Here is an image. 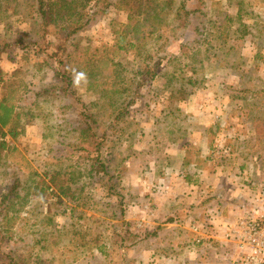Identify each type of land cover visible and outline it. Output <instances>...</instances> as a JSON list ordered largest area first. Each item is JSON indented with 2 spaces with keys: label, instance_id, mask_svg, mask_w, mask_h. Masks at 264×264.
Returning <instances> with one entry per match:
<instances>
[{
  "label": "rangeland",
  "instance_id": "1",
  "mask_svg": "<svg viewBox=\"0 0 264 264\" xmlns=\"http://www.w3.org/2000/svg\"><path fill=\"white\" fill-rule=\"evenodd\" d=\"M109 2L104 14L98 10L105 2L89 4L87 25L70 38L57 28L38 30L30 15L0 22L5 47L0 70L15 90L9 104L17 133L5 138L8 148L0 151V196L18 180L22 200L9 210L7 245L39 256L41 264H165V243L171 249L184 245L181 230L173 240L172 232L159 228L171 218H184L173 216L164 200L172 174L181 175L170 189L177 197L189 187L186 182L200 186L192 194L198 199L201 194L205 206L210 202L207 209L223 213L232 204L224 206L222 199L249 185L246 204L252 183L264 181V0H185L193 12L188 20L172 21L163 40L146 47L160 75L137 87V97L115 96L112 108L103 110L106 102L100 100L102 117L86 136L79 133L81 114L95 109L99 94L87 80L85 62L93 49L113 45L114 23L128 22L126 11L115 8L117 0ZM242 2L237 21L233 17ZM224 26L229 33L222 44L215 28ZM119 57L137 70L136 50ZM190 76L195 85L187 84ZM4 87L0 83V97L8 95ZM97 155L108 164L110 178L89 172ZM53 176L64 187L70 184L79 199L60 195ZM214 181L227 192L216 193ZM46 186L51 187L43 192ZM189 206L198 209L192 219L207 211L200 203ZM209 240L207 252L215 248V253L205 259H187L184 253L187 264H213L216 253L224 258L223 248Z\"/></svg>",
  "mask_w": 264,
  "mask_h": 264
},
{
  "label": "trees",
  "instance_id": "2",
  "mask_svg": "<svg viewBox=\"0 0 264 264\" xmlns=\"http://www.w3.org/2000/svg\"><path fill=\"white\" fill-rule=\"evenodd\" d=\"M101 2H105V4L99 8L98 12L102 11L101 13L104 14L111 6L109 0H0V22L12 16L30 15L37 18L38 30L47 31L57 28L62 34H65L66 38H70L87 25L88 16L85 10L89 4L94 3L97 7ZM242 4L243 2L238 3L237 15L233 17L237 21L242 18ZM116 7L126 11L128 22L114 23L111 26L113 45L93 49L85 62L84 70L87 80L96 87L99 94L96 105H94L95 109H92L90 114L85 111L81 114L84 123L79 133L86 136L93 133L92 124L97 125L98 118L102 117V109L97 108L100 100L106 102L104 103L105 107L102 106L103 110L112 108L115 96L126 95L128 99L134 95L137 97V87L145 86L157 79L160 75L159 66L155 63L150 64L152 53L150 54L146 47L151 41L156 44L163 40L162 33L172 21H181L183 18L188 20L189 15L193 13L187 9L185 0H117ZM215 29L216 40L218 39L223 44L227 37L225 35L229 33L227 27H216ZM4 48L0 45V54ZM133 50L137 51V70L126 67L123 59L119 57L120 53L126 54ZM109 51L118 58L109 56ZM2 75L3 72L0 70V83L5 84L4 88L8 90V95L0 97V151L8 148L5 140L7 136L14 138L17 135L14 127L15 108L9 104V95L15 90L11 89L9 80L4 81ZM195 83L196 80L191 76L187 78L189 86L195 85ZM132 85L135 86L134 89H131ZM124 110L125 107L121 111ZM93 142L95 143V140ZM98 145L96 144V147ZM85 151L86 154H89L87 150ZM101 160L103 159L97 155L89 172H96L99 176L110 178L109 166L103 164ZM58 180V176H53L51 183L58 189L60 195L62 194L63 197L71 201L79 199V196L72 191L70 184H66L64 187L58 183ZM49 187L46 186L43 192H46ZM20 190L21 183L15 180L11 187L0 196V264H41L42 259L39 256L33 257L30 252H27L29 255L27 256L8 247L11 238L6 229H10L12 221V218L8 217L9 210L21 203ZM57 197L60 199L59 195ZM45 218L48 219L49 216H45ZM4 248L8 250L3 252Z\"/></svg>",
  "mask_w": 264,
  "mask_h": 264
},
{
  "label": "crops",
  "instance_id": "3",
  "mask_svg": "<svg viewBox=\"0 0 264 264\" xmlns=\"http://www.w3.org/2000/svg\"><path fill=\"white\" fill-rule=\"evenodd\" d=\"M192 144L197 145V143L194 144V142ZM188 146H191L190 148H192V145H188ZM181 149L184 152V154L181 156L183 159L186 157V153H185V150L183 148H181ZM187 151H188V148H187ZM196 152H198V151H196ZM199 154H201V153H199ZM200 157L201 156H199V158ZM178 158H180V156H177V159ZM195 170L197 171L198 168L195 167ZM177 176L180 177L181 176L180 173L172 174V178H171L170 185H169L170 187L168 188V191L166 193L164 200L166 201L167 204H169V211L171 214H173V216L176 214V216H183L184 218H182V219H181V217H179V218L175 217L174 219L171 218L168 221L160 224L161 227H159V228L164 229L168 232H172L173 240H175L174 236L177 235L178 231L181 230L182 231V237H184L183 238L184 245L182 247H179V248L171 249L172 245L169 244V241L166 242L165 246H168V252H165V255H166L165 264H187L186 257L184 258V253L186 254V256H188L187 259H194V257L196 258L198 256H199L198 259H200L203 255H204L203 259H205L206 258L205 256L207 254L209 255V253L216 251V249L214 248L213 251L207 252L209 247H211V245H210L211 243L208 242V241H210L209 239H214L213 244L216 245L217 247L219 246L220 248H223V250L221 251V254L225 255L224 258H223V256L221 258H219L217 253L213 254V259H214L213 264H228V262H230V260H232L231 258H233L235 255V249H234V246L228 241L226 234H227L229 228L234 226L235 222L239 218L238 216L240 214L243 215V213L245 211L246 204L244 201H245V199H247V196L249 195L248 193H246L247 192V190H245L246 186H244L240 190L236 189L234 192H232V194H234V196L236 198L234 197V198L222 199L223 197L221 198L219 196H216L219 199H222L225 201L227 200V202L223 203V205L224 204H232L231 209H228L227 213H225V212L223 213L222 210L220 211L217 208L207 209V206L210 202L206 206H205V204H206L205 201L201 200V202H199V199L201 197L200 193H199L200 194L199 199H198L197 193L192 194V191H193L192 188L198 189L200 186H194L191 183H190L191 185H189L188 182H186V183L184 182L185 183L184 186H189V187H185L181 197H177V195L179 196V194L177 193V195H176L173 190H170L171 186L173 188L174 183L176 181L180 180V178H177ZM198 185H201V182H199ZM219 187L220 186L215 181H214L213 186H211L212 189L216 188V191H217L216 193H219L218 191H221L222 188L221 187L219 188ZM223 191L227 192V190L223 189L221 191V193ZM208 193H209V191H208ZM209 195L215 196L214 194H210V193H209ZM231 197H233V196H231ZM178 199H181L183 202H185V204L188 205V208L181 206V203L178 201ZM232 199H234V200H232ZM228 200H231L232 202L230 203V201H228ZM199 203H200V205H202L200 207V209L204 206H205L204 209H207V211L203 213V215H206L205 217H207L206 222L201 221L200 218L204 217L202 214H201L202 215L201 217L198 216V219H192V217L196 215V212L198 209L196 208V209L190 210L191 206H189V205H194V204L199 205ZM212 213H215V214L218 213V215L216 217H214ZM190 215H191V218H189L188 221H187V219L184 220L188 216L190 217ZM208 217H209V226L207 224ZM193 221H196V222L198 221V223L203 226V228H201L198 233H194L190 230V225L192 224ZM159 228H157V229H159ZM173 229H174V231H173ZM156 232L157 231L155 230L153 232V235H156L157 234ZM202 233L204 234L203 236H202ZM199 237L205 239L201 244H197L195 241V239L199 238ZM158 240H159L158 238L155 239V241H156L155 247H158L160 245V244H158L159 243ZM173 240H170V242ZM226 251H227V253H226ZM231 251H233V252L230 254ZM180 252H181L182 256H180ZM156 257L158 258V256H156ZM179 257L181 259H183L182 260L183 262H180ZM158 262L161 263L160 260H157L156 264H158Z\"/></svg>",
  "mask_w": 264,
  "mask_h": 264
},
{
  "label": "built area",
  "instance_id": "4",
  "mask_svg": "<svg viewBox=\"0 0 264 264\" xmlns=\"http://www.w3.org/2000/svg\"><path fill=\"white\" fill-rule=\"evenodd\" d=\"M252 198L246 203L244 215L230 227L226 237L234 246L233 264H264V181L252 183ZM250 186L245 190L250 191ZM203 226L192 222L190 230L198 233ZM201 244L203 238L195 239Z\"/></svg>",
  "mask_w": 264,
  "mask_h": 264
}]
</instances>
